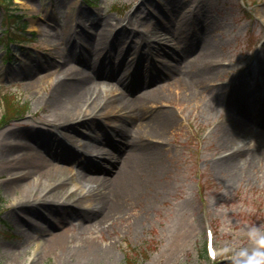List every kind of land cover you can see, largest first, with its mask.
<instances>
[{"label": "rangeland", "instance_id": "1", "mask_svg": "<svg viewBox=\"0 0 264 264\" xmlns=\"http://www.w3.org/2000/svg\"><path fill=\"white\" fill-rule=\"evenodd\" d=\"M188 4H193V12ZM263 5L264 0H14L10 7L24 14L32 41L24 46L12 43L7 48L1 33L5 30V25L1 24L5 9L0 4V91L12 92L17 99L29 104L23 117L0 126V148L6 140L16 145L18 141L10 134L36 123L37 116L50 113L48 104H38L37 99L48 94L59 79L56 75L48 77L50 69L40 68V64L52 63L49 68L55 69L56 63H63L67 52L63 38L66 32L76 43H86L90 35L89 40L96 44L100 32L109 27L110 39L121 36L127 41L122 46L128 51L125 57L113 59L119 63L115 70L126 67L136 79L147 74L138 64L142 54L131 45L138 40L137 33L151 26L159 27L157 34L163 33L166 38H171L173 31H187L189 38L199 40L191 46L199 51L208 67L217 61L216 66L224 67L212 78L215 79L211 82L213 87L197 93L194 99L164 98L140 105L125 124V130L121 121L114 118V123L122 128L116 127L115 133L123 131L128 140L126 144L142 141L163 146L160 149L162 168L153 174L155 180L148 181L146 194L150 198L138 195L125 210L124 217L107 222L104 229L95 227L86 213L87 207L95 210V206L91 198L94 184H85L90 201L78 207L79 214L68 216L62 223L70 230L72 257L48 253L41 248L55 222L60 220L56 211L49 212L41 230L31 235L26 223L11 215L20 197L7 191L4 178L8 176L0 173V264H126L127 256L136 258L137 264H228L222 255L215 261L202 257L208 225L214 229L217 247L235 239L239 247L250 249L244 231L246 225H264V164L257 166L254 172L248 169L233 177L230 170L216 164L219 153L225 148L222 147L221 125H218L222 121L218 117L222 108L218 107L229 105L224 99L236 81L243 78L255 83L256 55L259 51L264 54V17L259 11ZM8 53L12 56L8 57ZM153 58L164 59L155 55ZM250 70H253L251 75L247 74ZM91 73L96 77V71ZM156 73L155 81H162L166 88L173 85L170 76L165 78ZM30 74L41 79L39 92L28 86L26 78ZM242 87L250 89L251 85ZM112 94L106 92L98 105L85 106L83 112L89 111V115L100 112L103 102ZM214 96L220 99L212 100ZM207 101L209 106L204 104ZM108 122L93 128L76 124L83 134L97 139L103 138L105 132L113 133L114 126ZM156 129H162L159 136H154ZM120 135L116 134L115 138L120 140ZM84 140L92 141L90 137ZM85 144L73 146L85 155L90 153ZM91 153L101 160L96 152ZM115 153L118 154L107 153V159L115 157ZM69 165L73 168L71 179H67L69 192L81 191L80 165L76 161ZM226 219L232 220L227 232L221 230ZM89 241L99 247H109L110 256L100 259L90 254L86 257L75 250L79 246L87 249L85 244ZM10 244H15L16 248L9 250Z\"/></svg>", "mask_w": 264, "mask_h": 264}, {"label": "bare ground", "instance_id": "2", "mask_svg": "<svg viewBox=\"0 0 264 264\" xmlns=\"http://www.w3.org/2000/svg\"><path fill=\"white\" fill-rule=\"evenodd\" d=\"M187 7L191 12L194 11L193 4H188ZM259 11L264 17V5ZM157 28L159 27L151 26L143 29L137 33L138 40L130 44L134 51L142 54V60L138 59V64L146 72V78L135 79L126 67L113 70V66L106 65L115 58L122 60L128 52L122 48L127 43L126 39L123 40L121 36L109 38V27L100 32L96 44L89 40L92 38L90 35V38L85 39L86 43H76L66 32L63 38L67 52L63 63H56L55 69L49 68L52 63L40 64V68L50 69L47 71L48 77L56 75L59 79L50 92L44 90L48 94L37 99L38 104H48L50 113L37 116L36 123L10 134L18 141L16 145L7 140L6 143L2 142L0 173L8 176L4 178L7 191L20 197L14 203L11 215L26 223L30 235L41 230L42 221L49 212L56 211L59 214L60 220L55 222L42 244L43 251L73 256L70 230L63 227L62 223L68 216L79 214L78 207L90 201L85 184H94L91 198L95 210L87 207L86 213L92 224L100 229H104L107 222L124 217L125 210L134 203L138 195L150 198L146 194L148 181L151 178L155 180L153 174L162 168L160 149L163 146L142 141L126 144L128 140L124 132L115 133L116 127L122 130L119 126L121 124L125 130V124L135 114L134 110L147 102L156 103L164 98L175 101L183 97L194 99L197 93L208 90L209 86L213 87L211 82L215 79L212 78L224 69L223 66H216L217 64L208 67L199 51L191 46L199 40L189 38L187 31H173L172 37L166 38L163 33L157 34ZM155 40L158 43L154 44ZM179 46H183L188 53L183 52L178 56L174 50ZM154 55L164 59H154ZM257 60L255 83L243 78L236 81L231 93L224 99L229 105L217 106L226 113L218 116L222 120L218 125H221L224 140L222 147L229 152L217 160L216 164L230 170L232 177L241 175L248 169L254 172L257 166L264 164V104L259 107L262 96L256 93L258 90L264 91V54H258ZM86 65L90 67L87 68ZM165 66L172 74L170 77L173 85L169 88L164 87L165 84L161 82H153L157 77L156 72L165 70ZM92 71H96V77L92 75ZM252 72L250 70L247 74L251 75ZM143 79L147 81L144 82ZM40 80L33 77V74L26 78L28 86L35 90L42 88ZM244 85L251 87L244 89ZM106 92L113 94L103 102L104 108L100 112L95 115H89V111L83 112L85 106L90 108L98 105ZM217 98L220 99L216 96L211 99ZM204 104L209 106L208 101ZM232 106L238 110L237 116L227 115L233 109ZM114 118H117L116 121L120 120V124H115ZM106 120L114 126L113 133H104L103 138L97 139L83 134L82 128L76 124L83 123L93 128ZM146 125L152 128L150 123ZM148 128L144 127L146 131ZM156 130L158 131L154 136H159L162 129ZM116 134H121L120 140L115 138ZM87 137L92 141L84 140ZM83 143H86V150L96 152L101 160L94 159L85 152L84 155L82 150L74 147ZM87 144L90 146L87 147ZM112 151L118 154L115 153L110 161L102 160ZM74 161L80 165L78 180L82 184V190L69 192L67 179H71L73 174V168L69 164ZM20 224L23 225L21 221ZM85 245L88 246L87 249L79 246L75 250L86 257L90 254L100 259L110 256L109 247H99L90 241ZM15 248V244L9 245V250Z\"/></svg>", "mask_w": 264, "mask_h": 264}, {"label": "clouds", "instance_id": "3", "mask_svg": "<svg viewBox=\"0 0 264 264\" xmlns=\"http://www.w3.org/2000/svg\"><path fill=\"white\" fill-rule=\"evenodd\" d=\"M221 209H217L219 212ZM231 219H226L222 231H230ZM245 234L251 245L239 247L238 240L225 242L219 249L220 254L228 261V264H264V225L247 224ZM214 259V254L210 253Z\"/></svg>", "mask_w": 264, "mask_h": 264}, {"label": "trees", "instance_id": "4", "mask_svg": "<svg viewBox=\"0 0 264 264\" xmlns=\"http://www.w3.org/2000/svg\"><path fill=\"white\" fill-rule=\"evenodd\" d=\"M24 109V106L22 107L17 102L8 99V113L4 116L2 121L18 116L24 111ZM133 261L129 260V264H134Z\"/></svg>", "mask_w": 264, "mask_h": 264}, {"label": "snow or ice", "instance_id": "5", "mask_svg": "<svg viewBox=\"0 0 264 264\" xmlns=\"http://www.w3.org/2000/svg\"><path fill=\"white\" fill-rule=\"evenodd\" d=\"M214 254V253H213Z\"/></svg>", "mask_w": 264, "mask_h": 264}]
</instances>
